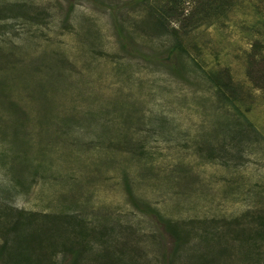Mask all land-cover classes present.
I'll return each mask as SVG.
<instances>
[{
    "label": "rangeland",
    "instance_id": "rangeland-1",
    "mask_svg": "<svg viewBox=\"0 0 264 264\" xmlns=\"http://www.w3.org/2000/svg\"><path fill=\"white\" fill-rule=\"evenodd\" d=\"M25 241L264 264V0H0V264Z\"/></svg>",
    "mask_w": 264,
    "mask_h": 264
},
{
    "label": "trees",
    "instance_id": "trees-1",
    "mask_svg": "<svg viewBox=\"0 0 264 264\" xmlns=\"http://www.w3.org/2000/svg\"><path fill=\"white\" fill-rule=\"evenodd\" d=\"M34 216H33V214H31V213H27V219L29 220L30 218L32 219ZM48 217V216H47ZM27 219H26V221H24L23 223L25 224V225H27ZM21 225H23V224H21ZM167 225H168V227H169V229H170V231H173V233H176L175 231H176V228H174L175 226H173L172 227V230H171V228H170V225H169V223L167 222ZM175 230V231H174ZM19 234V233H18ZM21 235L19 234V236L18 237H20ZM25 244H27L26 243V241L24 242ZM23 243V244H24ZM22 244V245H23ZM8 243L7 242H5V243H3L2 245H1V247H0V258L1 257H3L4 256V253L8 250ZM27 249V257H26V255H24V253H26L24 250H26ZM78 251V250H77ZM24 252V253H23ZM66 252H71V250H69V249H66ZM74 260L72 261V264H78V262H79V258L77 257V252H76V250L74 251ZM17 254H18V263L17 264H30V261H31V259H30V255H29V248H28V244H27V248H21V249H19V251L17 252ZM19 258L21 259V261L19 260ZM33 261H36V263L35 264H40L39 263V260L38 259H36V260H33Z\"/></svg>",
    "mask_w": 264,
    "mask_h": 264
}]
</instances>
